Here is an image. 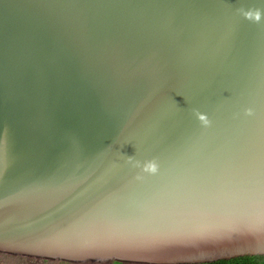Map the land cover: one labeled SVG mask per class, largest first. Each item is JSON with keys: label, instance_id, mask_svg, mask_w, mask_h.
<instances>
[{"label": "water", "instance_id": "95a60500", "mask_svg": "<svg viewBox=\"0 0 264 264\" xmlns=\"http://www.w3.org/2000/svg\"><path fill=\"white\" fill-rule=\"evenodd\" d=\"M256 2L0 0V252L264 255V20L236 11Z\"/></svg>", "mask_w": 264, "mask_h": 264}, {"label": "clouds", "instance_id": "9594fccd", "mask_svg": "<svg viewBox=\"0 0 264 264\" xmlns=\"http://www.w3.org/2000/svg\"><path fill=\"white\" fill-rule=\"evenodd\" d=\"M236 11L245 19L254 23H260L262 20H264V0H257L255 4L249 7L241 5L236 9ZM243 111L246 116L254 115L253 107H246ZM193 112L196 119L200 122L203 127L207 128L212 125V120L209 118L207 113L201 112L198 109H194ZM127 162L131 164L134 168L140 169L142 174L147 173L150 175H154L157 174L160 170L159 163L155 158L140 161L134 159L133 157H128ZM142 174H138L136 179H144V176Z\"/></svg>", "mask_w": 264, "mask_h": 264}, {"label": "rangeland", "instance_id": "374dc122", "mask_svg": "<svg viewBox=\"0 0 264 264\" xmlns=\"http://www.w3.org/2000/svg\"><path fill=\"white\" fill-rule=\"evenodd\" d=\"M0 264H117V263H115V261H107L103 263H93V262L71 263V262H63L58 260H48V259L27 257L21 255H12V254L0 252ZM120 264H136V263L121 262Z\"/></svg>", "mask_w": 264, "mask_h": 264}, {"label": "trees", "instance_id": "16d2710c", "mask_svg": "<svg viewBox=\"0 0 264 264\" xmlns=\"http://www.w3.org/2000/svg\"><path fill=\"white\" fill-rule=\"evenodd\" d=\"M115 263L120 264L121 262L115 261ZM198 264H264V255H247L232 259H222L219 261Z\"/></svg>", "mask_w": 264, "mask_h": 264}, {"label": "snow or ice", "instance_id": "6c2138e0", "mask_svg": "<svg viewBox=\"0 0 264 264\" xmlns=\"http://www.w3.org/2000/svg\"><path fill=\"white\" fill-rule=\"evenodd\" d=\"M5 250H12V251H32V250H27V249H5ZM32 254H35V255H48V254L38 253V252H34V251H32ZM91 254L92 255H96L97 258H105L104 253L93 252ZM65 255H70V254L69 253H62L60 258H62Z\"/></svg>", "mask_w": 264, "mask_h": 264}]
</instances>
